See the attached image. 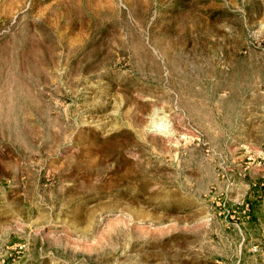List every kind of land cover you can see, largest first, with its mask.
Masks as SVG:
<instances>
[{"label": "rangeland", "instance_id": "obj_1", "mask_svg": "<svg viewBox=\"0 0 264 264\" xmlns=\"http://www.w3.org/2000/svg\"><path fill=\"white\" fill-rule=\"evenodd\" d=\"M0 264H264V0H0Z\"/></svg>", "mask_w": 264, "mask_h": 264}]
</instances>
